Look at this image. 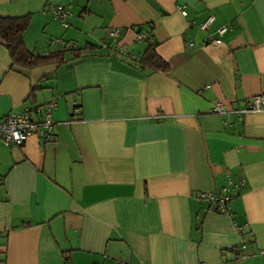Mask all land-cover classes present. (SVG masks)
Returning a JSON list of instances; mask_svg holds the SVG:
<instances>
[{"label": "crops", "instance_id": "1", "mask_svg": "<svg viewBox=\"0 0 264 264\" xmlns=\"http://www.w3.org/2000/svg\"><path fill=\"white\" fill-rule=\"evenodd\" d=\"M57 4L67 27L44 13ZM29 14L30 51L119 28L134 59L154 25L171 68L145 75L99 47L18 70L0 42V117L56 102L53 140L0 138V264H264V112H243L264 94V0H0V16ZM229 186V212L200 199Z\"/></svg>", "mask_w": 264, "mask_h": 264}, {"label": "trees", "instance_id": "2", "mask_svg": "<svg viewBox=\"0 0 264 264\" xmlns=\"http://www.w3.org/2000/svg\"><path fill=\"white\" fill-rule=\"evenodd\" d=\"M60 5L61 4L59 5L57 4V6H60ZM57 6L47 5L45 9L47 10V12H49V11H53ZM65 7L70 12V16H71L72 10L68 6H65ZM187 15H188V12H187ZM210 17H213V16H210ZM31 23H32L31 14L25 15V16H19V17L0 16V42H2L5 45V47L8 49L10 53V57L12 59V66L18 70L34 69V68L43 67L46 65H55L56 70H54L53 73H56L58 67H61L64 64L69 63L71 61L80 60L86 56L85 54H87L88 52L90 53L91 51H95L99 49V47L100 48L105 47L109 50L111 49V51L113 52V54H115V56L120 57L121 59H123L124 62L133 66L134 68H137L138 70H140V72H142L145 75L153 74L156 72H167L171 68L168 61L163 59L157 52L158 42L154 41V38L152 35L153 30H154V25H149V29L147 30L151 38L153 39L152 40L153 42L151 41V39L146 40L148 46L143 52V54L137 58L130 59V54L126 52L124 45H123V53H120V51L116 48L119 45V43L122 42L121 34L119 35V37H114L110 35V38L111 40H113L112 41L113 43L112 44L104 43L102 46H99V47L95 45L93 46L90 44L81 46L80 44L71 42V45L66 46L64 49L53 51V52L50 51L46 54H40L34 51H30L26 46V33L28 32L31 26ZM201 24L199 25L200 28H201ZM202 30H206V29H202ZM111 31L112 29L110 30V32ZM138 32H141V31L138 30ZM210 38H212V36H210ZM35 90H36V87H33L32 91L34 92ZM46 108H45V111H46ZM37 109L38 108H36L35 110L31 109L32 112H34V117H35V114H37V112L39 111ZM45 111L43 113V116L45 114ZM35 118L36 120L41 119L37 116ZM208 205H209V209H214L217 212H229V211H221L219 208H216L214 205H210L209 203ZM262 257H264V254L262 255ZM238 259H240L239 256H238ZM121 262H126V261H118V264H121Z\"/></svg>", "mask_w": 264, "mask_h": 264}, {"label": "built area", "instance_id": "3", "mask_svg": "<svg viewBox=\"0 0 264 264\" xmlns=\"http://www.w3.org/2000/svg\"><path fill=\"white\" fill-rule=\"evenodd\" d=\"M184 16L187 15L186 10L183 7L179 8ZM47 10H44L46 13ZM53 13L55 15V19L58 20L62 25L68 26V17L70 16V12L66 9L65 6L60 5L57 6ZM214 17H210L208 20L201 24L202 29H207L210 24L213 22ZM228 28L223 27L219 30V35L223 36L227 32ZM121 34V30L119 28H113L110 32L111 36L119 37ZM151 39L149 33L147 32H138L137 40L144 41ZM210 40L214 43H221L222 40L218 38H210ZM153 42V41H152ZM120 53H123V44L119 43L116 47ZM56 107V102H51L45 111L43 118L36 120L34 114L30 108H25L22 111H14L10 112L3 118L0 117V138L6 145H23L26 140L31 136H37L43 141H49L54 138L53 134V110ZM223 104L218 103L215 106L216 112L223 111ZM243 112H264V94H256L254 95L246 107L243 109ZM245 183L244 180L236 185V187H240ZM200 199L206 201L210 205H214L216 208H219L221 211H229L230 210V202L234 198L235 193L232 192V188L225 187L222 193L218 194L215 192H202L200 193ZM238 232L242 234V227H238ZM261 254H264V249L261 250ZM240 258H246L248 255L240 251ZM121 264H129L126 262H121Z\"/></svg>", "mask_w": 264, "mask_h": 264}]
</instances>
